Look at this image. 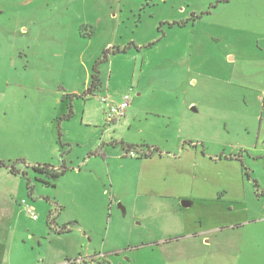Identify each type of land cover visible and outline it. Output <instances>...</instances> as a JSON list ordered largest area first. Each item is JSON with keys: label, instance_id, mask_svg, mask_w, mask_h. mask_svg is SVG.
<instances>
[{"label": "rangeland", "instance_id": "rangeland-1", "mask_svg": "<svg viewBox=\"0 0 264 264\" xmlns=\"http://www.w3.org/2000/svg\"><path fill=\"white\" fill-rule=\"evenodd\" d=\"M98 60L102 88L87 93ZM246 86L264 90V0H0V160L22 171L0 169L4 264H264V151L213 152L219 136L227 152L241 145L245 132L223 127L225 117L238 123L241 115L214 106L257 93ZM127 95L153 128L116 132L134 146L146 136L175 138L177 128H164L157 113L198 103L184 104L194 160H172L168 176L154 178L171 191L194 189L185 211L194 238L174 230L169 208L143 211L130 187L143 156L126 155L102 134L110 125L101 97ZM45 164L68 170L55 180L33 169ZM228 186L243 188L246 199L211 198ZM64 224L71 230L58 234Z\"/></svg>", "mask_w": 264, "mask_h": 264}, {"label": "crops", "instance_id": "crops-1", "mask_svg": "<svg viewBox=\"0 0 264 264\" xmlns=\"http://www.w3.org/2000/svg\"><path fill=\"white\" fill-rule=\"evenodd\" d=\"M227 56H229V59L231 61H235L236 63V60L238 59L239 55H237L236 53L229 52L227 53ZM241 75L245 76V72H242ZM246 88L252 89L253 91L257 90V93L250 94L248 92L246 93L240 92V94L238 95L240 98L239 99L240 104L232 103L227 108H224V106L223 107L214 106V109L215 108L220 109V111H222L224 114L226 113L240 114L241 116L239 117H241V120L238 123L236 122L233 123L232 121L227 122L226 121L227 119L225 117L223 119L224 120L223 127H225L228 130L230 129V127H234L245 132L242 134H238V135H242L241 141L239 143L241 145L237 146V151L235 153L226 151L227 150L225 146L226 141L219 136L218 137L219 139H217L219 146L218 148L214 147L213 149V152H216L217 154L216 156L222 157L223 155L225 156L229 155L232 157L234 155V157L235 156L241 157L244 153H249L251 154V156H254L256 154L257 156H260L264 151V148L259 149L257 147L258 143L264 145V135H263L264 90L259 91L258 89L247 86ZM212 92L215 95L219 96L214 91ZM111 99L114 100L113 98ZM136 99L137 97L134 96V99L132 100L131 103L135 104ZM186 101L187 100H183V104L178 110L164 108L163 111L157 113V115L163 119L162 122L160 123L164 124L163 125L164 128L173 127V126L177 128V136L175 138H171L168 134H165L164 139H151L148 136H146V137H141L142 139L140 140L142 141H138V142H142L143 144H148L150 146L157 147L160 150V153H156L155 155L148 158H140L141 160L139 161H141L145 169L141 171V173L138 175V178L134 182H132L130 187L132 189L137 190L139 195H142L143 199L141 201V204L143 205V211H148L150 208H169L170 212H173V216L176 218L178 217L177 219L178 223L175 226L174 230H176L180 234H183L187 238H194L195 235L194 222H191L188 213L185 212L187 208L194 206V200H195L194 189L193 191L190 190L179 191V192L174 190L171 191V189H175L176 187H172V186L168 187L166 185H158L154 183L155 182L154 178L158 176L159 177L168 176L166 174L167 170L169 169L167 168V165L171 166L172 160L177 161L180 158H182L184 155L188 157H192L194 160V138H193L194 135H192V132H194V123L190 119L191 116H188L186 114L188 110L185 108L184 105ZM116 102H120V101H116ZM187 102L189 104L188 108L191 107L192 110L197 109L198 103L196 101L191 99ZM251 102L257 104V106L259 105L258 107H260V109H257V111H253L252 108L255 109V107L252 105ZM131 109L132 108H129L126 116L118 120L115 124H113L110 127H105L106 129L102 134L106 136V138L111 139L109 144L113 143L117 145L119 142L124 143L125 141L132 143V141L126 139L125 136L123 135L121 136L115 135L117 131H123L126 130V128L129 130H134L135 133L138 132L143 133L146 130L149 134L152 125L149 122V117L147 116V114L146 113L144 115L141 114L143 110L140 107L137 108V106L135 108L133 107L132 110ZM251 119H253V121H256V123H258V126L254 125L255 131H252L253 123L251 122ZM214 133H215V129H214ZM214 138L216 137L214 136ZM99 150L108 154V147L106 146L105 141L101 142V148H99ZM54 168L56 169V167ZM154 171L156 173H154ZM170 173H172L171 170L169 171L168 174ZM109 175H111V172H109ZM111 185L113 186V181L111 182ZM192 188H194V186ZM223 189L224 190L222 192L217 191L216 195L215 196L213 195V197L211 198L223 202H228V201L241 202L244 199H246L243 188L228 186V187H224ZM157 198L159 199L161 198L162 201L159 202L155 201V199ZM164 199L166 200L170 199V200L165 201ZM135 216H140V215H137L135 212ZM149 225L150 223L148 224V227ZM63 233L66 232L58 231V234H63ZM170 237H173V235H171ZM2 258L3 257L0 255V264H4V260H2ZM8 262L12 264L11 261Z\"/></svg>", "mask_w": 264, "mask_h": 264}, {"label": "trees", "instance_id": "trees-1", "mask_svg": "<svg viewBox=\"0 0 264 264\" xmlns=\"http://www.w3.org/2000/svg\"><path fill=\"white\" fill-rule=\"evenodd\" d=\"M105 59H106V54L104 55ZM99 60L95 63L94 67H93V73L91 75V82L90 85L87 89V93H93L94 91L99 90L100 88H102V82L100 79V75H99ZM73 115V108L71 107L69 109V113L67 115H65V118H70ZM122 147L126 148V150H137L139 153H142L143 158H148L151 157L153 155H155L156 153H160V150L157 147L154 146H150L148 144H143V145H129V144H125L122 143ZM137 148V149H133V148ZM140 148V149H139ZM99 153V152H98ZM24 161V160H23ZM22 161V162H23ZM25 163V161H24ZM28 165V164H26ZM1 168H7L12 174H20L22 171L19 169L18 167V163L16 162H7L4 160H0V169ZM33 169L37 172L40 173H44L46 175H48L49 177L57 180L61 175H63L67 170L68 167H60L59 169H55L54 167H51V165L45 164V165H34ZM29 188L30 185H28ZM60 232H69L70 229L64 225L63 227L59 228Z\"/></svg>", "mask_w": 264, "mask_h": 264}, {"label": "built area", "instance_id": "built-area-1", "mask_svg": "<svg viewBox=\"0 0 264 264\" xmlns=\"http://www.w3.org/2000/svg\"><path fill=\"white\" fill-rule=\"evenodd\" d=\"M101 101L105 103L104 115L106 125L112 126L118 120L126 116L128 108L131 103V96L127 95L122 101L116 102L107 96H102ZM126 155L131 157L142 156V153H139L135 150H128ZM25 203V201H24ZM27 210L32 215L33 219H38V215L35 213L34 209L27 204Z\"/></svg>", "mask_w": 264, "mask_h": 264}]
</instances>
